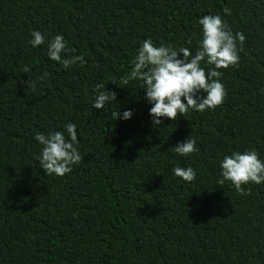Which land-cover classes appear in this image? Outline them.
<instances>
[{"label":"trees","instance_id":"1","mask_svg":"<svg viewBox=\"0 0 264 264\" xmlns=\"http://www.w3.org/2000/svg\"><path fill=\"white\" fill-rule=\"evenodd\" d=\"M204 15L246 37L239 67L221 70L224 103L154 127L141 82L122 78L146 39L194 55ZM56 35L83 66L49 59ZM97 84L117 93L104 110ZM68 123L84 159L48 176L35 136ZM186 138L199 151L181 157ZM250 149L264 161V0H0V264H264V183L218 184L224 156ZM189 166L193 182L174 176Z\"/></svg>","mask_w":264,"mask_h":264},{"label":"clouds","instance_id":"2","mask_svg":"<svg viewBox=\"0 0 264 264\" xmlns=\"http://www.w3.org/2000/svg\"><path fill=\"white\" fill-rule=\"evenodd\" d=\"M224 13L230 15L231 10L225 7ZM199 24L202 26V39L194 55L188 47L177 49L163 43L156 46L151 39H146L132 61V70L122 78L124 84L129 81L141 82L145 99L152 105L149 111L154 127L163 126L165 119L175 121L178 116L184 117L189 110L201 113L206 110L215 111L224 103L227 92L221 82V70L239 67V53L243 50L246 37L243 32L234 34L220 15H204L199 19ZM30 35L32 39L28 43L33 47L45 43V36L40 31L34 30ZM74 52L75 49L67 47L62 35H56L48 45L47 56L59 62L64 69L76 64L83 66L86 63L83 55L65 58L66 54ZM202 62L212 67L206 70L201 66ZM29 72L30 68L25 66L24 73ZM47 75L44 73L39 79L43 81ZM23 83L26 89L36 90L35 80L30 78ZM96 92L93 103L95 109L104 110L106 105L117 102V93L105 89L103 84L96 85ZM111 115L114 120H128L133 112L129 109L121 113L119 110L113 111ZM64 129L47 136L38 132L35 136L43 146L37 159L48 176L64 177L84 159L75 146L79 143L76 125L68 123ZM196 143L194 138H186L174 146L173 150L181 157H188L199 151ZM220 168L222 178L218 184L222 186L228 181L240 195L250 194V189L245 191V185L264 183V161L255 149L243 153L234 151L224 156ZM173 173L188 183L196 179V172L191 166L175 167Z\"/></svg>","mask_w":264,"mask_h":264}]
</instances>
